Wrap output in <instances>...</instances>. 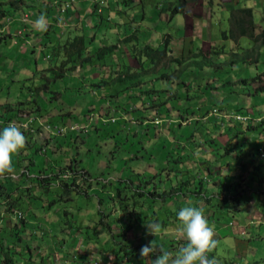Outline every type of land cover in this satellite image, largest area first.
Returning <instances> with one entry per match:
<instances>
[{"label":"rangeland","instance_id":"rangeland-1","mask_svg":"<svg viewBox=\"0 0 264 264\" xmlns=\"http://www.w3.org/2000/svg\"><path fill=\"white\" fill-rule=\"evenodd\" d=\"M11 1L0 0L2 2L0 7L10 10L8 4ZM93 1L57 0L58 3H55L54 0H18L17 6H21L18 11H23V14L27 12L26 9L28 10V3L32 4L36 14H39L36 12L39 7H42L44 12L51 10L46 17L47 31L35 32L28 37V32H31L28 24L34 21L29 17L31 13H25L21 19L19 18L20 32L16 27L18 21L14 20L18 18V12L13 11L11 15L0 17V119L4 120L3 118L8 117L14 119L15 108L19 105H24L25 108H35L39 105V124L48 122L51 124L49 131L40 127L41 131L38 133L36 131L27 133L29 135L23 157H25L24 165L27 164L28 167L24 165L16 167L12 185L14 187L10 188L11 185L5 184L7 190L0 191V264H58L66 255H70L71 264H91L92 260L102 257L101 252L105 255L109 254V260L113 255L112 260L115 261L116 256L113 252L117 250V244L125 242V238H128V241L132 239L136 241L140 231H143L147 241L156 240L155 248L158 254L160 247L174 253L178 243L174 241L176 248L173 249L170 235L161 233L163 230L161 222H157L160 231L156 237L148 234L145 225L152 223L151 211L154 210L159 218H165L166 206L174 205L176 202L183 203V198L166 196L154 200L148 193V190L153 189L151 183H144L141 179L149 180L154 173L158 190L165 183L169 185L168 177L173 180L181 178L180 175L177 176L175 169L183 172L182 178H185V170L191 168L197 171H195L197 178L205 181L210 179L204 171L200 172L191 164L192 160L188 157L185 156L182 161L179 157L181 150L188 149L189 137L197 130L202 131L197 139L207 136L210 142L215 141L220 144L209 146L206 144L208 141L206 143L202 141L201 150L196 148L198 154L196 156H201L202 160H197L196 166L203 170L207 165L210 166L211 179L215 181L221 179V182L225 180L227 187L235 182L241 183L239 175H247L249 179L242 181L256 191L254 193L251 190L244 191L245 194L241 193L238 198L239 202L213 198V203L222 204L212 206L216 211L214 218H209L207 215L210 213L203 210L213 229L215 227L213 224H217L219 228L223 227L221 222H217L221 219L224 223L229 222L227 232L233 234L222 237L219 233L221 238L215 236L218 246L214 253L209 255L216 256L219 264H264V182H259L256 175L257 173L264 177V165L251 163V165L246 164L245 167L241 164L246 158L255 162L259 159L255 154L252 155L247 147L253 149L264 147V129L247 131L243 124L229 119L231 113L236 112L264 117V90L255 93L251 84L252 79L264 71V44L259 53L256 50L250 53L249 50L254 42L248 36L237 37V31L232 28L231 21V16L234 18L243 16L246 13L242 9L251 8L256 24L253 32L261 33L264 29V0H198L188 4V12L173 16L166 8L168 5L174 7L178 5L177 3L180 4L176 0H106L100 7L102 13L90 7V12L81 13L77 23V20H74L77 14H73L76 7L78 9L81 6L87 7ZM55 8H57L56 13ZM60 8L66 10L61 11ZM121 16L127 17V21H129L128 17L134 18L138 24L135 27L138 41L150 39L151 45L156 46L163 41L162 38L170 39L175 57L185 59L193 55L194 46L204 52L215 53L216 56L214 55L215 58L212 59L215 62L212 68L214 67L215 70L209 75V81L229 79L233 83L237 81L238 85H220L212 95V90L206 87L207 81L203 78L200 69L195 67L191 70L193 74L190 77V81L194 79L195 82L187 92L184 90L185 97L188 94V98L183 99L181 107L182 110L186 108L188 111L184 116L190 118V123L182 122L180 126L173 123L175 116L166 114L162 115V119L154 125L149 121L141 122L140 110L134 105L136 99H139V93L134 92L131 96L122 91L118 93L119 97L110 96L114 87L110 86V91L107 93L93 85V82L99 78V69L92 72L88 70L86 73L78 72L79 64L74 63L76 67L74 73L69 74L68 70L66 76L55 77L53 69L63 73L68 69L59 67V60L64 56L63 45L74 36L73 33H84L88 46L96 44L99 39L114 43L117 35L123 38L119 27H116L118 26L116 22L120 21ZM245 16L247 18V15ZM247 27L250 29L249 24ZM7 31L10 35L6 33ZM93 35L95 39L92 38ZM35 42L39 44L34 45ZM119 48L116 53L125 52V43ZM247 54L248 57L244 58ZM124 55L129 57L130 54L127 52ZM125 61L128 62V59L125 58ZM184 64L186 63H180L181 66H185ZM173 73L176 76L177 71ZM144 77L146 80L150 77V80H154L155 75ZM242 78H246V82H243ZM112 79L109 81H113ZM261 80L262 83L259 84H264V76ZM196 83L201 84L202 88L206 87L203 90L205 99L202 103L197 102L198 98L194 95H201L198 89L193 88ZM61 85L59 91L58 87ZM168 88L171 92L178 91L174 90V87L168 86ZM57 91L60 92L61 97L58 96L59 94L54 95ZM166 95H168L167 91L151 104L158 103L167 97ZM10 106L14 107V111L8 109ZM212 108L218 111L222 109L219 114L223 120L216 124L212 116H208L209 112L213 111ZM38 111L30 112L31 116L38 114ZM153 116L151 115L149 120L153 119ZM179 116L177 117L181 118ZM23 118L28 117H21ZM63 123L68 125L77 123L78 126L72 130L69 127L59 130ZM39 124L33 123L35 127ZM217 124L218 127H215L214 125ZM243 128L244 131L239 132ZM65 134L68 136L65 137ZM234 134L236 136L232 137ZM48 137L53 138V141L49 142V148L43 141ZM249 138L251 140L255 138L257 144L252 145ZM227 141L231 144L229 146L231 154L221 148ZM39 147V155L36 153L32 158L30 152ZM44 149H48L47 157L54 160L59 158H55L56 156L51 158L55 155L52 151L63 152L59 153L64 157L61 159V165L76 163L79 171H89V177L87 176V179L86 175L78 177V182L76 180L74 183L75 186L78 185L77 189L69 194L60 193L62 190L53 186L55 184L53 182L49 191H45L42 187H32L30 192L32 197H27L29 192L26 189L30 186V180L26 177L21 178L22 172L30 175L50 173V165L40 163L44 158V155L41 156ZM16 156L14 155L13 158L14 164ZM48 158L46 160H49ZM184 161L187 162L183 164ZM65 173L67 172L63 171L62 175H66ZM141 184L145 190L143 195L135 191ZM213 184L212 181L205 182L203 193L206 192L210 196ZM253 184L256 187L253 188ZM71 185L74 186L73 183ZM197 185H200L198 180ZM236 188L239 189V186L237 185ZM22 190H25L26 194L22 193ZM159 192L162 191H157V194ZM57 193L58 196L61 195L58 201V196H54ZM8 197L13 201L16 200L15 204L18 207L16 210L22 212L21 219L13 217L12 212L4 209L3 202ZM250 199L253 201L248 203ZM52 200H55V204ZM195 200L196 197L190 195L184 203L189 206ZM199 201L204 202L201 199ZM202 203L195 206L200 207L205 202ZM253 205H255L254 209H252ZM124 207L127 208L123 210ZM132 209L143 216L146 215L145 218L148 220L142 219L137 222L135 215L129 212ZM2 212H5V216ZM252 217L256 219L259 217L261 220L254 221ZM144 221L148 222L144 224ZM39 223L43 224L42 228L37 226ZM171 223L172 226L167 227L168 230L179 227V221ZM238 227H241L243 233L237 232Z\"/></svg>","mask_w":264,"mask_h":264},{"label":"trees","instance_id":"trees-1","mask_svg":"<svg viewBox=\"0 0 264 264\" xmlns=\"http://www.w3.org/2000/svg\"><path fill=\"white\" fill-rule=\"evenodd\" d=\"M17 1L18 0H12L11 2H9L8 5H10L9 7H11L12 10L11 9L10 10L4 9V8L0 7V17H6L8 15H11L13 13V11H15V12H18V18H21L23 16L22 15L23 11H21V12L18 11V9L21 6L20 7L17 6L18 5ZM176 2H180V4L177 3L178 5L174 6V7H171V5H168L166 8L170 12L171 16L178 14V13L188 12L189 11L187 9L188 4L198 2V0H178V1L176 0ZM117 3H119V1ZM1 4H2V2H0V5ZM27 6H28V8H30V7L33 8L31 3H28ZM91 9L92 10L96 9L97 11L102 13L101 12L102 10L101 11L98 10V4L92 5ZM242 11L246 13L245 15H247V18L245 15L240 16V17L236 16L235 18L233 16H231L232 17L231 21L233 23L232 28H234L237 31V37L238 36H248L253 42H255V44H253L251 46V49L249 50L250 53L253 52L254 50H256L259 53L262 45L261 44L257 45L256 42L258 41L259 37H261L262 43H264V29L261 30L262 32L260 33V36L255 35V33L253 31H254V27H256V24L254 23L252 9L251 8H245V9H242ZM161 14H162V11L160 12V15ZM30 16L31 15L29 14V17ZM122 17L123 16L120 17L119 22H116L118 25L116 27H119L121 30L124 27L123 38L121 39L119 36L115 37L116 39H115L114 43H112V42L108 43L106 39H99L96 42V44H94L92 46H88L86 44V41H85L86 37H85L84 33H73L74 36L72 38H70V40H67L65 42V44L63 45L64 50H65L64 56H63L62 60H59V62H60L59 67L61 66L63 69L66 67L68 69L64 73L57 71L56 69H53V73L55 74V77L66 76L68 70L70 71L69 74L74 73L76 71V67H75L76 63L79 64V69L77 70L78 72L84 71L86 73V72H88V70L92 72V70L99 69V78L97 81L93 82L94 83L93 85L96 87H99V89L101 91H104V92L107 91V93H108L110 91L109 87L112 86L114 88L111 91L112 95H110V96L119 97L120 95L118 93H120L122 91L124 94H130L131 96H132V93H134V92L140 94L139 99L138 100L136 99L134 105H136V109L140 110V113H141L140 118H141L142 123L148 122V121L151 122L155 118L162 119V117H161L162 115L165 116L166 114L167 115L170 114L171 116H175L174 117L175 120H173V123L180 124V126H181L182 122L184 124L190 123V120H189L190 118H188L187 116L186 117L184 116V113L186 112V114H188V111H186V108H184L182 110L181 107L183 106L182 105L183 99L188 98L187 97L188 94L185 97V93L188 91V88L191 87V84L193 82H195L194 79H192L190 81V77L193 74L191 70H194L195 67H198L200 69L199 71H201L203 78L207 81L206 87H208L209 89L212 90L211 91L212 95L216 91V89H218L220 87V85H226V84L227 85H234V86L238 85L237 81L233 83L229 79L215 80L214 82L209 81V79H210L209 75L211 73H213V71L215 70L214 67L212 68V66L215 65V62L212 60L213 58H215L214 57L215 53L210 52V51L204 52L201 48L194 46L192 48L193 55L187 57L188 59L175 57V56H173V51H174V48L172 46L173 43L171 42L170 39L163 36L164 37V38H162L163 41H161L156 46L151 45V43L149 42L150 39H148L146 41H144V40L138 41V36L136 35V32H135V30H136L135 27L137 26L136 21L134 20V18L130 19L129 17H128L129 21H127L126 18L124 21L122 19ZM151 18H153V17L151 16ZM122 21H124V22H122ZM247 24L250 25V29L247 27ZM125 26H128V28H126ZM153 33H151V34L153 35ZM26 34L27 33H25V35ZM28 35H27V37H28ZM92 38H94V35L92 36ZM98 42H99V44H98ZM123 43H125V47H126L125 50L126 51L121 52V54L116 53L120 49L119 47L123 45ZM97 44H98V46L95 48V46ZM127 52L130 54L129 57L128 56L126 57V55H124ZM249 52L247 49V53H249ZM231 55H233V54H231ZM245 57H248V54L244 55V58ZM125 58L128 59V62L125 61ZM180 63H186V64H184L185 66H181ZM177 65H178V67H176ZM180 70H181V73H179ZM174 71H177L176 76L173 73ZM142 74H144V75H142ZM145 75H150V76L155 75V78H154V80H150L151 79V77H150L146 80V78L144 77ZM183 76H185V78ZM263 76H264V71L261 72L260 74H258V77H255L252 79L251 84H253V86H254V92L255 93L257 91H263L264 90V84H259V83H262L261 79ZM109 79H112L113 81L110 82ZM186 80L188 81V83H186ZM246 80H247L246 78H242L243 82H246ZM172 84H174V85H172ZM168 86L174 87V90H178V91H172L171 92V90L169 91ZM201 86H202L201 84L196 83L195 87H193L195 90L198 89V92H200L202 95V96L201 95L199 96V94H197V95L194 94V92H196V91L193 92V94L195 95V98H198L197 102H199V103H202L205 99L203 96V94H204L203 90L206 87L202 88ZM61 88H62V85L58 87V90ZM59 91L54 92L55 93L54 95L59 94L58 96L61 97V94ZM165 91L168 92V95H166L167 97L163 98L162 100H160L156 104H151L152 101H154L156 99H160V95H162V93H165ZM144 93H146L145 97H144ZM147 98H149V99H147ZM25 101L26 100H24V102ZM21 103L22 102H19V104H21ZM23 106L24 105H19L18 108H15V112L13 114V117H15L14 119H12L10 117L4 118V119L15 120V121L25 120L24 118L21 119V117H28L31 115L30 112H32L33 110L36 112L38 110H40L39 105H36L35 108H31V107L25 108ZM13 108L14 107L10 106L8 109L13 110ZM220 110L222 111V109H220ZM190 112H192V111H190ZM210 112H213V111H210ZM38 114H39V111H38ZM38 114L36 113V114H34V116L39 117L40 114L39 115ZM241 114L244 116L247 115L249 117V118H246V120H237L238 122L241 123V125L243 124L242 126L245 128V130H247V131H251V130L260 131V130L264 129V127H263L264 126V117L252 116L249 113L248 114L241 113ZM151 115H154L153 119L149 120ZM178 115H180L181 118H178L177 117ZM19 116H21V117H19ZM106 119L109 120V118H106ZM177 119H181V120L177 121ZM212 119L216 124L218 121H220L221 118H219L218 116H212ZM35 122L38 124L37 121H34V122H32L29 129L21 130L26 137H28L27 135H29L27 133H30V132L34 133V131H36L38 133L40 131L39 126L35 127L33 125V123H35ZM244 123L246 125H244ZM69 124H71V123H69ZM73 125L74 124L68 125L66 123H63L61 125V127H59V128H62V127H66V128L69 127L70 128V126H73ZM214 126L218 127V124L214 125ZM4 127H5L4 125H0V131H2V129ZM244 128H243V130H241L239 132L244 131ZM198 134H202V131L197 130V132H193V134H191V135L194 136V138L192 136L188 135V136H190L189 137L190 140L187 143L188 149L185 148L184 150H181L182 152L179 154L180 155L179 157H180L181 161H182V158H184L185 156L188 157L190 160H192L191 164H193L200 172L204 171V173L206 175H209L210 179L205 181L202 178H197L196 177L197 171L195 170L196 171L195 172L191 168H190V170H185V178H182L183 172L181 173L180 169H175L177 176L180 175L179 177H181V178H176V179L174 178L175 180H173L172 178L168 177L169 185H167V183H165L163 185V187H161L159 190H158V186L155 185L157 183L154 181L155 176H156V175H154V173L150 176L149 180H147V178L141 179V181H144V183H146V182L151 183V187L153 189L152 190L150 189V191L148 190V193L153 196L154 200L157 198L163 199L166 196H170V197L174 196L175 199H178L180 197L183 198V200H182L183 203L177 204V202L174 203V201H173L174 205H172V204L168 205V206L165 205L167 207L165 209V213H164L165 218H163V217L159 218L157 216V213L154 210L151 211L152 214L150 216L152 218H150V220H151L150 222H161V224L163 226V230L161 232L162 234L165 232V230L167 232V230H168L167 227H170V225L172 226L171 222H178V215L177 214L183 206L184 207L187 206V204L184 202H186V200L189 198L190 195L196 197L197 200H195V202H193V203H190L189 205L195 206L197 204V206H199V204L202 203V201H199V199H201V200H204L205 203L203 202L204 204L202 203L203 205L200 207L202 209H204L207 207L212 208V206H215V205H219V206L222 205V204H218V203H213L212 202V200H214L213 198H215V199L217 198V200L220 199L222 201H226L227 199H231V201L236 200L239 202L240 200L238 198L240 195L245 194V193H243L244 191L246 192L247 190H251L252 193L256 192V191H254V189H252V186H249V184H246L242 181L244 179L245 180L249 179V177L247 175H245V176L239 175V180L241 181V183L236 184V182H235V183H233V185L227 187L228 184L225 182V180H224V182H219V181H215L214 179L213 180L211 179L212 172L210 170V168H211L210 166L207 165V167H205L206 169H204V170L202 168L200 169V167L198 165L196 166V161L202 160L201 156H196V155H198L196 148H198V150H201V144L200 143L202 141L204 143H206L208 141V143H206V144L209 146H215V145L220 144V143L215 142V141L210 142L209 141L210 139L207 140V138H206L207 136H201L200 139H197V138H199ZM66 136H68V134L67 135L65 134V137ZM234 136H236V134H234L232 137H234ZM53 138L48 137L44 141L45 143H47L46 146H48V148H49V142L53 141ZM211 140H212V138H211ZM248 140L252 141L251 142L252 145L257 144V141H255L256 140L255 138H254V140H251V138H249ZM189 143H191V144H189ZM230 145H231L230 142L227 141L225 143V145H223V146L220 145V146L227 153L231 154L230 148H229ZM39 149H40V147L36 148L33 152L32 151L30 152V154L32 153V158L34 157V155L36 153H37V155H39L38 154V153H40ZM47 150L48 149L43 150L44 152H43V154H41V156L44 155L45 159L43 158L40 163L44 162L45 164L50 165L51 170H50L49 174L48 173H42V174H38V175H30V174L25 173V172H22V174H21V178L26 177L27 179L30 180V186L26 189V191L29 192L27 197H32V194L30 193L32 190V187H35V186L36 187H42L45 191H49V188L51 187L53 182H55V184H53V186H57L62 190L60 193H63V195L69 194L72 190L77 189L76 187H78V185L75 186L74 183H76V180L78 179V177H81L82 175L83 176L86 175V179H87V176L89 177V175H88L89 171H83V172L79 171L76 163L71 164V165L63 163L64 165H61V159L64 157L60 156L59 153H63V152L57 153L58 151H52L53 153H55V155H52L51 158L53 156H56L55 158H59L58 160L57 159L54 160V158L49 159L50 157L49 158L47 157L48 156L46 153ZM200 152L202 154V151H200ZM23 153L24 152L22 151L20 154H18L15 157V164H14L15 168L16 167L18 168V167L24 165V162H25L24 158L25 157H23L24 156ZM211 153H213V152H211ZM192 156H193V159H191ZM196 157H197V159H196ZM46 158H48L49 160H46ZM186 162L187 161H184L182 163L184 164ZM204 163H207V162L204 161ZM26 165H24V166L28 167V165L27 166ZM242 165L244 166L245 164H242ZM55 166H57V167L55 168ZM54 168H55V170H54ZM44 169H46V168H44ZM44 169H43V171H44ZM63 171H66L67 173H69L71 175L65 179L62 177ZM40 172H42V171H40ZM256 175L258 176L257 178H258L259 182H261V181L264 182V177H262L260 174L258 175L257 173H256ZM84 180L85 179H83V181ZM197 180L200 182V185H197ZM13 181H14L13 177H9L5 180H2V182L0 183V191L7 190V187L5 186V184L7 186L11 185L10 188H13L14 187V186H12ZM120 181H122V180L120 179ZM208 181H212L214 184H216V186H215L216 192H212L210 196L206 192L203 193V190L205 189L204 184H205V182L207 183ZM122 182H124V181H122ZM72 183L74 186L71 185ZM248 183H249V181H248ZM142 185L143 184L139 185V188L135 190L137 192V194L143 195L145 193V190L143 189ZM237 185L239 186L240 190L236 188ZM233 186H235V188ZM164 187L168 188V189H165ZM254 187H256V185L253 184V188ZM156 190L162 191V192L161 193L159 192L157 194ZM258 190H261V188H258ZM22 193L26 194L25 190H22ZM118 194H120V192ZM8 195H9V193H7V196ZM55 195L58 196V193L54 194V196ZM60 196L61 195H59L57 197L58 198L57 201L60 200ZM120 198H123V197H120ZM15 201L16 200L13 201V200L9 199V197L7 199H4V202H3V204L5 206L4 209H6V211H8V212H11V211H13L12 209L18 208L15 204ZM252 201H253V199H250V200H248V203L252 202ZM52 202L55 204V200H52ZM135 202H137V201H135ZM161 205H162V203L160 204V208H161ZM254 207H255V205H253L252 209H254ZM126 208L127 207H124L123 210H125ZM129 212H132V214L135 215L137 222L141 221L142 219L148 220V218H145L146 215H144V216L141 215V213L136 211L135 209H132ZM253 216H254V214H253ZM146 222H148V221H144V224ZM220 222L224 223L221 220H220ZM224 224H229V222L226 221ZM37 226H39V228H42L43 224L39 223ZM175 233L176 232H174V234H171V235L175 236ZM142 234H143V231L142 232L140 231L141 236H142ZM136 238H137L136 241H135V239L128 241L129 239L125 238L126 239L125 242L118 243L119 245L117 244V250H116L117 252H115V254H114L116 256L115 259H117V261H118V262L116 261L117 264L128 263L129 261H133V263H135V264H144V262L150 264V262H149L150 260H148V262H147V261H145L146 258H142L140 255L141 247L143 245L148 244V241L145 240L146 238L140 239V236L136 237ZM101 254H103V253L101 252ZM106 257H107V255L103 254L102 257L101 256L99 257V259L92 260L91 264H99V263H101V259L103 258L102 260H104ZM125 257H126V259H124ZM53 264H55V263H53ZM58 264H71L70 255H66V257L64 256V260L59 261Z\"/></svg>","mask_w":264,"mask_h":264},{"label":"clouds","instance_id":"clouds-1","mask_svg":"<svg viewBox=\"0 0 264 264\" xmlns=\"http://www.w3.org/2000/svg\"><path fill=\"white\" fill-rule=\"evenodd\" d=\"M54 2L58 3L57 0H54ZM71 2H74V0H71ZM104 2H106V0L93 1L94 4H98V10L100 11L102 10L100 8L101 4H103ZM60 10L63 11L66 9L60 8ZM35 27L40 31H47L48 25L46 17L44 15H41L35 21ZM255 35L260 36V33ZM256 44H264L262 43L261 37H259ZM220 112L222 111H218L215 108L213 109V112H209L208 116H218L219 118H221L219 114ZM225 113L227 114V112ZM237 115H240L241 118H237ZM34 117H36L37 119L39 118L38 116ZM246 118L249 117L247 115H242L240 112H236L231 113V117L229 119L237 121L246 120ZM159 120L160 118H155L151 122L155 125ZM220 120H223V118H221ZM36 121L38 122V120ZM75 124L76 126H78L77 123ZM26 146L27 137L23 134L20 126H18L17 123L11 122L6 127H4L2 131H0V181L15 176L16 169L14 166V155L20 154L26 149ZM252 153L256 155V158H259L257 160H263L262 165H264V147H258L257 149H254ZM250 161L251 160L249 159V162ZM65 174L66 175H62V177L66 179L68 178V174ZM12 210L13 211L11 212L14 215L13 217H17L20 219L22 218L21 211H17L16 209ZM2 215L5 216V212H2ZM177 215L179 227H177L175 230H167V233L169 234L170 232H172V234L176 232V235L173 236L175 238L170 239V244L173 246V249L176 248L174 245V241L178 243L177 249L174 250L175 252L173 253L171 251L165 250L164 248H160L158 250V254L157 249L155 248L156 240H154L151 242L148 241L149 244L143 245L141 247V257L146 258L147 262L149 258V262H152V264H219V261L216 256L209 255L211 253H214V251L217 249L218 241L215 239L214 229L209 225V222L203 213V209L197 206L189 205L182 207ZM145 227L148 231V234L153 235L155 237L156 234L160 231V225L157 222L146 224ZM180 234H182L183 236ZM143 236L145 237L144 234L142 236L140 235V239L146 238H143ZM181 243L183 244L181 245ZM124 259H126V257Z\"/></svg>","mask_w":264,"mask_h":264},{"label":"crops","instance_id":"crops-1","mask_svg":"<svg viewBox=\"0 0 264 264\" xmlns=\"http://www.w3.org/2000/svg\"><path fill=\"white\" fill-rule=\"evenodd\" d=\"M93 1V0H92ZM2 2H4V1H2ZM94 3L93 2H91V4H88V6L87 7H83V6H81V8L80 9H78L77 7H76V9L74 10V12H73V14H77V17H75L74 16V20H77V23L79 22V19H80V16H81V13L82 12H90V7H92V5H93ZM25 11H27V12H24V14L26 13V14H29V13H31L32 15L30 16V18L31 19H34V21H32L30 24H28V29H30L31 30V32H29L28 34L29 35H32V33H35V32H39L40 30H38V29H36V27H35V21L41 16V15H44L45 17H48L49 16V14H50V11L49 12H44V10H43V8L42 7H39V9L36 11V12H38L39 14H36L35 12H34V8H32V7H30V8H28V10L26 9ZM29 12V13H28ZM54 12L56 13L57 12V8H55L54 9ZM24 14H22V15H24ZM88 14V13H87ZM142 16L144 17L145 15L142 13ZM127 18V17H126ZM21 19V18H20ZM20 19L19 18H15L14 20L15 21H18V22H16L17 24H16V27H18V31L20 32L21 31V23H20ZM122 19L125 21V18L124 17H122ZM124 21H122V22H124ZM47 24H48V19H47ZM50 25V24H49ZM136 25H138L137 23H136ZM152 25V24H151ZM137 27V26H136ZM6 29H7V27H5ZM120 29V28H119ZM123 29H124V27H123ZM123 29H122V31H123ZM121 31V29H120V32L123 34V32ZM8 35H10V33L7 31L6 32ZM27 33V32H26ZM28 35V36H29ZM117 36H119V35H117ZM120 37V36H119ZM37 44H39L38 42H35V44L34 45H37ZM41 45V44H40ZM35 48H37V47H35ZM91 76H92V74H91ZM259 147H262V146H259ZM247 149L249 150V151H251V152H253L254 151V149H253V147H247ZM253 154V153H252ZM253 162V164H261L262 165V162H263V160H256V162L252 159L250 162H249V158H246L245 159V161L243 160V161H241V164H245L244 166L246 167V164L247 165H251V163ZM219 182H221V179L219 180ZM216 184H213V187H212V189H211V193L212 192H216ZM205 212H209L210 214H208V216L210 217V218H214L215 217V215H216V211L215 210H213L212 208H204L203 209ZM221 212H222V210H221ZM258 219H256L255 217L253 218L252 217V219L254 220V221H256V220H261V218H259V217H257ZM220 220L221 219H218V223H220ZM222 224H224V223H222ZM213 225H215V227H214V232H215V236L217 237V238H221L220 236H219V233H221V235H222V237H225V236H228V235H230V236H232L233 234L232 233H229V232H227V226L229 225V224H224V225H222L223 227L222 228H219L218 226H217V224H213ZM233 226V225H232ZM233 231L235 232V230L233 229ZM142 232V231H141ZM237 232L238 233H243V230L241 229V227H238L237 228ZM144 234V233H143ZM142 234V235H143ZM163 234H166L167 236H169L170 235V239H172V232H170V234L169 233H167L166 232V230H165V232L163 233ZM180 235H182V234H180ZM183 236V235H182ZM144 237V236H143ZM232 238V237H231ZM235 238V237H234ZM161 248V247H160ZM115 252H117V251H115ZM115 252H113V253H115ZM175 252V251H174ZM113 256V255H112ZM112 256L110 257V260H109V254L107 255V257L104 259V260H102L101 259V264H117V262H116V260L117 259H114L115 261H113L112 260ZM148 260H149V258H148ZM145 261H147V259L145 260ZM120 264H135V263H133V261H129L128 263H120ZM144 264H146L145 262H144ZM150 264H152V262L150 263Z\"/></svg>","mask_w":264,"mask_h":264},{"label":"built area","instance_id":"built-area-1","mask_svg":"<svg viewBox=\"0 0 264 264\" xmlns=\"http://www.w3.org/2000/svg\"><path fill=\"white\" fill-rule=\"evenodd\" d=\"M237 118H241V116L240 115H237ZM36 120H38V119L36 117H34V116H28L27 119L20 120V121L7 120V119L2 120V119H0V125H4L6 127L9 123L15 122V123H17L18 126H20L21 130H26V129H29L30 126H31V124H32V122H34ZM39 126L40 127H43V129L45 131H49L51 129V127H50L49 124H39ZM75 127H77L76 124L73 125V126H70V129H74ZM62 129L63 128H60L59 130H62ZM40 130H41V128H40Z\"/></svg>","mask_w":264,"mask_h":264}]
</instances>
